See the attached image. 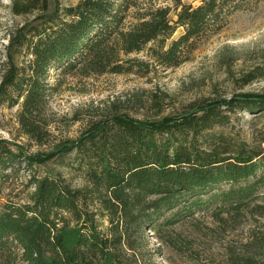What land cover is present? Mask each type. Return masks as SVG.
<instances>
[{
    "label": "trees",
    "instance_id": "16d2710c",
    "mask_svg": "<svg viewBox=\"0 0 264 264\" xmlns=\"http://www.w3.org/2000/svg\"><path fill=\"white\" fill-rule=\"evenodd\" d=\"M116 1V0H115ZM243 0H202L157 8L126 28L129 0H83L65 9L69 19L52 12L50 31L24 28L10 46L32 56L20 67L11 57L0 83V106L21 105L23 132L43 144L49 138L46 107L68 76L125 73L145 63L127 56L151 42L184 33L153 58L175 66L203 37L225 28ZM49 0H20L16 14L46 13ZM31 37H28V36ZM57 80L54 84L52 80ZM255 78L251 77L252 81ZM238 110L264 115V93L192 103L178 115L139 120L118 110L94 122L77 140H65L48 154L28 156L0 141V169L17 163H44L75 154L86 186L74 188L62 177H34V191L23 204L6 203L0 211V264H146V232L162 239L165 227L195 217L214 202L216 217L240 214L264 183V150L231 135L215 132ZM230 184L227 189L215 188ZM264 264L247 258L242 263Z\"/></svg>",
    "mask_w": 264,
    "mask_h": 264
},
{
    "label": "rangeland",
    "instance_id": "374dc122",
    "mask_svg": "<svg viewBox=\"0 0 264 264\" xmlns=\"http://www.w3.org/2000/svg\"><path fill=\"white\" fill-rule=\"evenodd\" d=\"M20 0H0V83L11 57L20 67L32 59L27 46H10L24 28L43 32L54 22L46 17L52 12L69 19L65 9L76 7L83 0H49L46 13L34 10L16 14L15 3ZM126 0H114L122 5ZM179 0H129L125 27L140 22L141 17L157 8H170V19L177 21ZM202 0H182L183 5L198 6ZM244 8L230 19L221 31L209 34L197 42L175 66L159 64L154 50H167L185 31L178 27L166 42L149 43L143 51L126 58L138 59L143 69L125 73L68 76L57 93L48 99L46 119L49 138L43 144L27 136L19 122L21 105L0 106V141L26 155L48 154L65 140H77L91 125L113 111L146 120L178 115L192 103L203 100L230 99L242 93H264V0H243ZM46 18V19H45ZM28 37H31L30 35ZM253 77L254 80L249 79ZM57 80H52L55 84ZM215 132L231 135L249 147L264 150V115L238 110L231 122ZM75 154L27 164L22 158L0 169V211L6 203L23 204L34 191V177H62L74 188L86 186L84 170L78 168ZM225 183L214 191L227 189ZM218 202H214L195 217H186L174 227H165L162 239L146 232V264H234L247 258L264 260V183L256 197L240 214L234 210L217 219ZM13 264H20L17 261Z\"/></svg>",
    "mask_w": 264,
    "mask_h": 264
}]
</instances>
